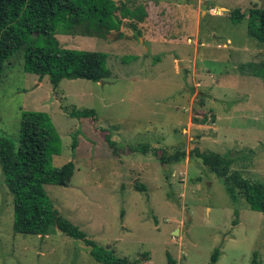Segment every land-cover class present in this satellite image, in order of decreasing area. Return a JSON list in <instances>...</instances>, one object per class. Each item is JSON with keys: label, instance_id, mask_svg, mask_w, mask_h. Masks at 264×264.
I'll list each match as a JSON object with an SVG mask.
<instances>
[{"label": "rangeland", "instance_id": "1", "mask_svg": "<svg viewBox=\"0 0 264 264\" xmlns=\"http://www.w3.org/2000/svg\"><path fill=\"white\" fill-rule=\"evenodd\" d=\"M115 1L145 21L135 30L126 20L106 39L57 35L66 49L106 53L110 78L64 79L56 89L49 76L25 71L22 53L6 69L0 135L18 147L23 114L46 113L61 140L48 169L73 162L75 172L67 187L45 186L58 220L32 236L14 232L0 168V264H102L73 229L138 264H170L168 254L177 264H210L217 249L218 264H264V214L245 198L234 202L224 179L192 154H220L231 173L264 182V44L250 37L248 20L261 0ZM236 10L246 17L235 22ZM65 108L94 109L100 121ZM177 151L187 155L181 163L160 160Z\"/></svg>", "mask_w": 264, "mask_h": 264}, {"label": "trees", "instance_id": "2", "mask_svg": "<svg viewBox=\"0 0 264 264\" xmlns=\"http://www.w3.org/2000/svg\"><path fill=\"white\" fill-rule=\"evenodd\" d=\"M139 11L126 2L115 0H0V84L13 57L19 53H22L20 57L27 73L39 76L40 80L49 76L56 89L64 79L105 81L112 74L106 53L66 49L57 35L106 39L112 32L120 31L126 20L136 30V23L144 22L147 17L146 13L141 15ZM245 17L236 10L232 19L238 22ZM248 20L250 37L264 44V10L251 9ZM39 40L45 45L39 46ZM65 111L73 118L89 119L93 124L100 121L94 109L65 108ZM104 131L108 133L104 136L105 141L115 152L117 144L112 140L111 132ZM60 142L50 116L41 112L23 114L18 147L0 135V168L14 198L16 234L43 236L47 227L57 223L58 214L45 193V186L67 187L75 172L73 162L62 168L48 169L50 152ZM77 144L74 141V150ZM146 149V146L142 147L143 152ZM192 154L224 179L234 202L245 198L252 210L264 214V182H252L239 172L231 173V162L220 154L202 152L200 148H194ZM186 156L185 152L177 151L168 156L164 153L160 160L164 164H178ZM137 189L145 192L146 186L140 184ZM69 234L91 247L92 256L102 264L139 263V260L117 257L114 251L99 248L85 232L73 229ZM220 256L221 251L217 249L210 264H218ZM168 258L170 264H177L170 254Z\"/></svg>", "mask_w": 264, "mask_h": 264}, {"label": "water", "instance_id": "3", "mask_svg": "<svg viewBox=\"0 0 264 264\" xmlns=\"http://www.w3.org/2000/svg\"><path fill=\"white\" fill-rule=\"evenodd\" d=\"M262 2V7H261V10H264V0H261ZM177 233V232H176Z\"/></svg>", "mask_w": 264, "mask_h": 264}, {"label": "crops", "instance_id": "4", "mask_svg": "<svg viewBox=\"0 0 264 264\" xmlns=\"http://www.w3.org/2000/svg\"><path fill=\"white\" fill-rule=\"evenodd\" d=\"M230 42V41H229Z\"/></svg>", "mask_w": 264, "mask_h": 264}]
</instances>
